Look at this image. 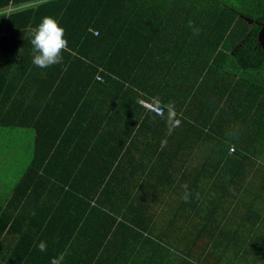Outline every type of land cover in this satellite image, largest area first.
<instances>
[{
    "label": "trees",
    "instance_id": "16d2710c",
    "mask_svg": "<svg viewBox=\"0 0 264 264\" xmlns=\"http://www.w3.org/2000/svg\"><path fill=\"white\" fill-rule=\"evenodd\" d=\"M46 16L68 50L42 69ZM263 20L264 0H0V128L34 134L0 264H264Z\"/></svg>",
    "mask_w": 264,
    "mask_h": 264
},
{
    "label": "clouds",
    "instance_id": "9594fccd",
    "mask_svg": "<svg viewBox=\"0 0 264 264\" xmlns=\"http://www.w3.org/2000/svg\"><path fill=\"white\" fill-rule=\"evenodd\" d=\"M189 27H193L191 21L189 22ZM194 32L198 35L199 29H194ZM66 36V30L57 19L48 16L44 17L41 23L33 29V39L31 41L34 49L33 64L42 69L61 64L63 62V53L68 50ZM38 249L41 252H46V242L41 241ZM63 259L64 254H61L59 257H54L51 264H62Z\"/></svg>",
    "mask_w": 264,
    "mask_h": 264
},
{
    "label": "rangeland",
    "instance_id": "374dc122",
    "mask_svg": "<svg viewBox=\"0 0 264 264\" xmlns=\"http://www.w3.org/2000/svg\"><path fill=\"white\" fill-rule=\"evenodd\" d=\"M3 131L0 133V189L15 185L31 155L28 145L31 142L28 130H24L25 135L22 140L11 130ZM8 156L13 159V163L8 162ZM7 157L8 160H6Z\"/></svg>",
    "mask_w": 264,
    "mask_h": 264
},
{
    "label": "crops",
    "instance_id": "0c3cea01",
    "mask_svg": "<svg viewBox=\"0 0 264 264\" xmlns=\"http://www.w3.org/2000/svg\"><path fill=\"white\" fill-rule=\"evenodd\" d=\"M3 130H11V132H15L16 136H18L21 140L23 139V137L25 135L24 129H19V128H4L3 129V128H0V133H2ZM28 131L30 132V140H31L33 138L34 134H32L30 130H28ZM3 132H5V131H3ZM28 145H29V148H30L29 151H30V154H31V150H32L31 142H29ZM10 160L13 163V159H10ZM26 167H27V165H25L24 169ZM251 177H252V175L249 177V179L247 181V184L249 183ZM260 180L261 179L259 177L258 178V183H259ZM13 187H14V185L12 187L7 186L4 189H0V204L1 203L3 204V202H7L8 199L12 196L11 193H12ZM29 196L30 195H24V196L21 197L22 204L26 203V200L29 198ZM49 196H52V198H54V200H66L67 198H69V195L60 196V194H59V196H58L57 193H53L51 195H45V194L41 193V195L37 194L35 197L38 198V199H36V201H38V202L42 201L43 202L45 200V198H47ZM65 205H66L65 206L66 210L68 212L67 214H65V216H69V221H70L71 217H73L74 220L76 221L77 215L79 213V208L76 205H68V204H65ZM71 214H72V216H71ZM96 219L98 220L97 216L91 218L90 223L87 224V225L90 226V228H88L87 225L85 226L86 227V231H95V230H99L100 229V227H98V225L94 223L96 221ZM28 222H29V224H23V226H25L26 228H27V226L30 227V229L32 231L36 232V234L47 233V231L45 230V226L48 224L47 222L39 220V219L35 220L33 223H31L30 221H28ZM73 224L74 223H70L68 221L61 220V221H58V222L57 221H53V223H51V226L53 228H57V230L62 227L67 232L68 231L67 229H69V227L73 226ZM43 229H44V231H43ZM67 234H69V232H67ZM40 264H49V263L47 262V259H40ZM64 264H66V263H64Z\"/></svg>",
    "mask_w": 264,
    "mask_h": 264
},
{
    "label": "built area",
    "instance_id": "2783aa9c",
    "mask_svg": "<svg viewBox=\"0 0 264 264\" xmlns=\"http://www.w3.org/2000/svg\"><path fill=\"white\" fill-rule=\"evenodd\" d=\"M141 104L146 108V109H148V110H151V111H153V112H155V113H161L162 112V109L159 107V106H157V105H155V104H153V103H151V102H145V101H141ZM233 150V148L231 147L230 148V151H232Z\"/></svg>",
    "mask_w": 264,
    "mask_h": 264
},
{
    "label": "water",
    "instance_id": "95a60500",
    "mask_svg": "<svg viewBox=\"0 0 264 264\" xmlns=\"http://www.w3.org/2000/svg\"><path fill=\"white\" fill-rule=\"evenodd\" d=\"M258 42L262 49L264 50V20L261 23L260 29L258 31Z\"/></svg>",
    "mask_w": 264,
    "mask_h": 264
}]
</instances>
